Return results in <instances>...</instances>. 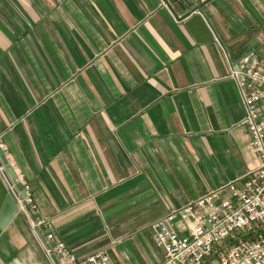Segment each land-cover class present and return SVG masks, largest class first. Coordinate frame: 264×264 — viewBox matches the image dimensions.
<instances>
[{"label":"crops","instance_id":"1","mask_svg":"<svg viewBox=\"0 0 264 264\" xmlns=\"http://www.w3.org/2000/svg\"><path fill=\"white\" fill-rule=\"evenodd\" d=\"M254 58L264 0H0V149L31 215L77 258L159 264L152 223L258 166L229 79ZM0 264H50L22 213Z\"/></svg>","mask_w":264,"mask_h":264},{"label":"built area","instance_id":"2","mask_svg":"<svg viewBox=\"0 0 264 264\" xmlns=\"http://www.w3.org/2000/svg\"><path fill=\"white\" fill-rule=\"evenodd\" d=\"M229 79L244 108L242 125L258 166L242 187L230 182L152 223L154 243L162 251L159 264H264V60L231 65ZM0 176L50 264H114L105 250L77 258L55 239L49 220L31 215L37 207L23 177L12 180L1 162Z\"/></svg>","mask_w":264,"mask_h":264},{"label":"water","instance_id":"3","mask_svg":"<svg viewBox=\"0 0 264 264\" xmlns=\"http://www.w3.org/2000/svg\"><path fill=\"white\" fill-rule=\"evenodd\" d=\"M185 26L190 31L196 42L207 43L213 41V36L210 30L199 14L190 15L185 22ZM0 162L6 169L10 178L15 180V173L10 167L8 160L4 156L1 149ZM16 187L19 190L21 189V185L19 183L16 184ZM22 195L24 196V192ZM17 213V206L0 178V230L3 229Z\"/></svg>","mask_w":264,"mask_h":264},{"label":"bare ground","instance_id":"4","mask_svg":"<svg viewBox=\"0 0 264 264\" xmlns=\"http://www.w3.org/2000/svg\"><path fill=\"white\" fill-rule=\"evenodd\" d=\"M0 178H1V176H0ZM2 180V179H1Z\"/></svg>","mask_w":264,"mask_h":264}]
</instances>
